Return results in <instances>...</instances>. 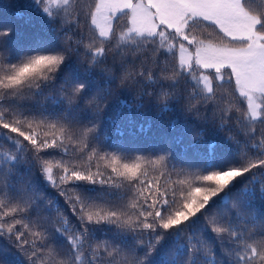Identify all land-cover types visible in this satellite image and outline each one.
<instances>
[{
    "label": "snow or ice",
    "instance_id": "obj_1",
    "mask_svg": "<svg viewBox=\"0 0 264 264\" xmlns=\"http://www.w3.org/2000/svg\"><path fill=\"white\" fill-rule=\"evenodd\" d=\"M26 8L47 38L0 19V264H264V0ZM97 76L187 115L191 151L111 141Z\"/></svg>",
    "mask_w": 264,
    "mask_h": 264
},
{
    "label": "trees",
    "instance_id": "obj_2",
    "mask_svg": "<svg viewBox=\"0 0 264 264\" xmlns=\"http://www.w3.org/2000/svg\"><path fill=\"white\" fill-rule=\"evenodd\" d=\"M28 0H0V19L11 20L16 23L20 38L24 42L36 38H47L41 21L33 17L29 21L30 12L26 8ZM22 12V18L17 17V13ZM97 86L110 93L105 101L101 116L98 118L100 125L105 129L106 136L113 142H135L148 144L160 140L167 141L171 147L180 154L190 152L188 145L196 139L195 134H185L186 128L193 127L187 115L173 108L170 111L161 112L160 107L149 104L145 98V107L137 109L138 98L132 89L125 90L118 83L109 84L106 80L96 77ZM129 106L131 107V121L129 123ZM115 122V123H111ZM124 129V136L117 133V129ZM177 137L183 139L177 142ZM204 137L209 141H215L209 128H205ZM55 197V189L50 193ZM253 211L257 216L264 214V201L259 199V192L252 200ZM171 256V253H169Z\"/></svg>",
    "mask_w": 264,
    "mask_h": 264
}]
</instances>
